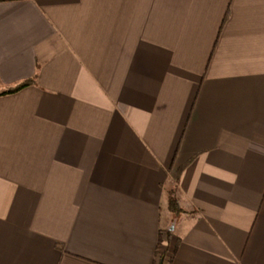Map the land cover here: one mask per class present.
Listing matches in <instances>:
<instances>
[{
  "label": "crops",
  "instance_id": "1",
  "mask_svg": "<svg viewBox=\"0 0 264 264\" xmlns=\"http://www.w3.org/2000/svg\"><path fill=\"white\" fill-rule=\"evenodd\" d=\"M30 79L0 264H264V0H0V90Z\"/></svg>",
  "mask_w": 264,
  "mask_h": 264
},
{
  "label": "trees",
  "instance_id": "2",
  "mask_svg": "<svg viewBox=\"0 0 264 264\" xmlns=\"http://www.w3.org/2000/svg\"><path fill=\"white\" fill-rule=\"evenodd\" d=\"M33 80H25L23 82H20L19 84H17L14 87L11 88H6V89H2L0 90V95H4V94H10V93H14L16 91H18L19 89L31 84ZM184 167V165H181L177 171L180 172V170ZM168 205H169V209L175 213H178L179 211H181V209L179 208V206L177 205L176 199L174 198V196H172V194L169 196V200H168ZM167 238H168V234H166ZM169 250L166 249L162 252V254L160 255L162 261L160 264H169V259H170V254H169Z\"/></svg>",
  "mask_w": 264,
  "mask_h": 264
},
{
  "label": "rangeland",
  "instance_id": "3",
  "mask_svg": "<svg viewBox=\"0 0 264 264\" xmlns=\"http://www.w3.org/2000/svg\"><path fill=\"white\" fill-rule=\"evenodd\" d=\"M165 213H166V209L163 210V214H165ZM168 250H170V249H168Z\"/></svg>",
  "mask_w": 264,
  "mask_h": 264
}]
</instances>
